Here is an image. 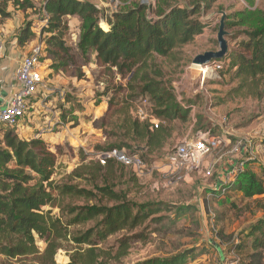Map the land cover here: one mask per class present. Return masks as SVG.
<instances>
[{"label":"rangeland","instance_id":"374dc122","mask_svg":"<svg viewBox=\"0 0 264 264\" xmlns=\"http://www.w3.org/2000/svg\"><path fill=\"white\" fill-rule=\"evenodd\" d=\"M3 1L10 16H0V41H5L7 46L18 39L20 29L30 22L35 35L26 49L31 53L33 48H41L39 65L44 82L29 100L26 114L17 124H0V147H4L3 137L8 129L23 140L43 139L58 158L52 179L59 184L73 183L94 190L96 196L90 200L65 199L61 208L50 205L44 208L45 211L52 209V215L61 226L62 235L55 242L58 250L53 257L46 255L48 243L37 237L38 253L17 258L0 255V264H70L74 254H77L75 261H86L87 250L93 246L100 254L95 264H139L158 258L172 264L174 258L193 251L196 257L190 255L178 264H214L215 254L234 246L247 263L249 256L258 252L264 264V240L260 238V231L255 230L264 219V193L248 196L236 189H226V194L218 192L224 177L236 167L264 181V89L257 96L238 93L234 89L237 83L232 82V72H227V66L222 73L212 64L193 63L197 55L220 48L218 32L223 17L229 52L236 50L238 41L246 37L242 32L264 18V0H179L183 6L194 2L202 6L199 19L206 27L194 42L176 50L173 57L157 56L150 69V77L158 81L166 97L178 105V114L172 121L157 115L155 101L150 94L141 91L143 85L139 80L130 84L129 78L100 66L94 53L84 54L80 50L78 44L83 29L78 16L66 17L69 30L65 43L72 62L63 70L60 60L47 50L51 33L43 30L47 25V14L41 8L44 0H30L34 7L27 10L16 5L23 0ZM89 1L101 9L100 25L107 28L104 16L131 2ZM136 1L149 4L148 0ZM244 18L250 20L243 24ZM224 61L227 65L228 61ZM126 97L133 101L132 113L147 99L149 111L172 135L163 148L154 152H147L144 145L141 152H133L135 142L121 146L128 155L140 156L147 168L139 172L124 165L110 181L121 196L160 211L132 232L122 231L104 241L94 235L93 244L78 243L76 237L97 230L100 224V218L73 223L79 208L94 204L113 206L115 202L104 198L94 183L72 172L82 164L98 161L97 153L110 150L114 143L120 142L123 133L111 123L120 115L113 116L112 112L116 107L127 106ZM111 102L118 105L108 112ZM212 135H221L223 140L218 148L201 159L198 167L175 170L168 164L167 154L177 144L196 142ZM240 139L248 143L241 152L232 153L233 145ZM102 175L109 177L110 173L105 170ZM101 182L102 179L98 181ZM126 236L130 238L131 248L125 256L118 257L119 240ZM72 264L82 263L79 260Z\"/></svg>","mask_w":264,"mask_h":264},{"label":"trees","instance_id":"16d2710c","mask_svg":"<svg viewBox=\"0 0 264 264\" xmlns=\"http://www.w3.org/2000/svg\"><path fill=\"white\" fill-rule=\"evenodd\" d=\"M121 1L131 2L125 8L104 16L109 26L107 28L104 24L103 27L100 25V19L103 18L101 9L89 0H44L41 8L47 14V25L43 30L51 33L47 38V50L56 60H60L63 70L70 65V50L65 43V35L69 30L66 17L78 16L83 29L78 44L80 50L84 54L94 53L100 66L129 78L130 84L139 80L143 85L141 91L150 94L155 101L157 115L172 121L178 114V105L167 98L160 83L150 77V69L157 56L173 57L176 50L194 42L196 36L204 32L206 26L199 19L203 7L195 2L183 6L179 0H156L149 5L136 0ZM16 5L25 10L34 7L30 0L17 1ZM0 16H10L3 0H0ZM248 20L250 18H244L243 24ZM20 30L18 45L24 47L33 39L35 32L30 22ZM242 33L246 37L238 41V48L219 59L223 61L219 71L224 73L227 66V72H232V82L237 83L235 91L257 96L264 89V18ZM224 60L228 61L227 65ZM131 89H134L133 85ZM126 98L128 104L124 108H117L118 104L113 102L109 106L108 112L116 107L112 114L120 115L112 120L113 128L123 133L120 142L114 143L111 149L129 146L130 142L137 144L133 152H141L142 145L147 152L163 148L172 134L163 125L153 128L150 123L137 119L130 110L133 101L131 103L130 98ZM3 138L4 147H0V255L17 258L36 254L39 252L38 237L48 243L46 255L53 257L58 250L55 242L62 235L61 226L52 215V209L45 211L44 208L49 205L61 208L65 199L70 198L90 200L96 196L94 190L80 188L78 184L55 182L52 177L58 162L57 154L43 139L23 140L12 129L6 130ZM120 167L123 168L124 164L112 158L106 164L92 161L73 170L74 176L91 181L104 198L115 202L113 206L94 204L79 208L73 223H86L100 218V224L97 230L76 237L78 243L93 244L94 235L99 241H104L122 231L132 232L160 211L132 202L113 189L110 180ZM105 170L110 173L109 177L102 175ZM101 179L102 184H99ZM230 189L243 191L248 196L263 195L264 181L244 172ZM256 229L264 240V219L260 220ZM257 241L259 243L258 238ZM119 242L116 255L125 256L132 245L130 238L122 237ZM76 255L72 256V263L80 260L82 264H95L100 256L94 246L87 250L86 261H75ZM190 255L197 256L195 251L186 252L171 260V263L178 264ZM249 257V263L244 259L246 264H263L258 252H253ZM139 264L166 262L158 258Z\"/></svg>","mask_w":264,"mask_h":264},{"label":"built area","instance_id":"2783aa9c","mask_svg":"<svg viewBox=\"0 0 264 264\" xmlns=\"http://www.w3.org/2000/svg\"><path fill=\"white\" fill-rule=\"evenodd\" d=\"M155 1L156 0H148V3L154 4ZM40 50V47L33 48L31 53L24 55L20 60L15 71L16 84L11 88L10 98L6 99L4 105L0 108V124L10 126L17 124L26 114L29 100L34 97L40 87L43 86L44 76L39 65ZM4 51L5 43L2 40L0 41V60L4 56ZM210 64L219 70L223 66V61L217 59V61ZM147 105H149L148 100L143 99L135 108V117L141 122L150 123L153 128L158 127L159 122L156 116L149 111ZM222 140L223 137L221 135H212L203 140H197L196 142H181L167 154L168 164L175 170L182 168L191 170L192 168L198 167L201 159L214 149L218 148ZM247 143V140L240 139L233 145L231 152H241L244 145ZM96 157L102 164H106L108 160L114 158L118 162L133 167L139 172H143L147 168L145 161L140 156L137 154L128 155L125 150L118 148L100 151L97 153ZM243 171L242 167H236L231 174L226 175L222 181V186L220 185L219 187V194L221 192L226 194V189H230L239 178L238 176H241ZM214 261V264H246L244 258L238 253L237 246H234L227 251L223 250Z\"/></svg>","mask_w":264,"mask_h":264},{"label":"crops","instance_id":"0c3cea01","mask_svg":"<svg viewBox=\"0 0 264 264\" xmlns=\"http://www.w3.org/2000/svg\"><path fill=\"white\" fill-rule=\"evenodd\" d=\"M26 48V45L24 47L18 45L17 38L5 46L4 56L0 60V108L4 105L5 100L11 96V88L16 84L15 71L24 55L29 54ZM221 253L215 254L214 257L216 258Z\"/></svg>","mask_w":264,"mask_h":264},{"label":"water","instance_id":"95a60500","mask_svg":"<svg viewBox=\"0 0 264 264\" xmlns=\"http://www.w3.org/2000/svg\"><path fill=\"white\" fill-rule=\"evenodd\" d=\"M219 25L220 28L218 32V43L220 48L217 51H207L203 54L197 55L193 60L194 64H210L214 61H217V59H222L229 52L228 41L226 39L228 32L225 25V17L221 19Z\"/></svg>","mask_w":264,"mask_h":264},{"label":"bare ground","instance_id":"6f19581e","mask_svg":"<svg viewBox=\"0 0 264 264\" xmlns=\"http://www.w3.org/2000/svg\"><path fill=\"white\" fill-rule=\"evenodd\" d=\"M202 67V66H201ZM205 69V68H204ZM205 72H207L206 70H205ZM206 74V73H205Z\"/></svg>","mask_w":264,"mask_h":264}]
</instances>
